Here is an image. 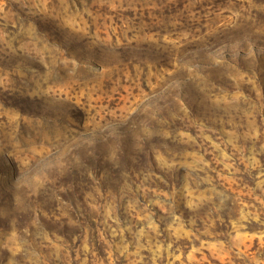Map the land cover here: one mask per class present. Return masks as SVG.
I'll list each match as a JSON object with an SVG mask.
<instances>
[{"label": "rangeland", "instance_id": "374dc122", "mask_svg": "<svg viewBox=\"0 0 264 264\" xmlns=\"http://www.w3.org/2000/svg\"><path fill=\"white\" fill-rule=\"evenodd\" d=\"M0 264H264V0H0Z\"/></svg>", "mask_w": 264, "mask_h": 264}]
</instances>
